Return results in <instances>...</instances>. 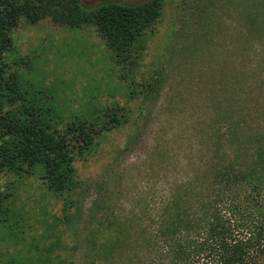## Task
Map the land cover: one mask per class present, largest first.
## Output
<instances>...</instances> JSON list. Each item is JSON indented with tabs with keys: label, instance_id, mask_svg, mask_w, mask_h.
<instances>
[{
	"label": "rangeland",
	"instance_id": "374dc122",
	"mask_svg": "<svg viewBox=\"0 0 264 264\" xmlns=\"http://www.w3.org/2000/svg\"><path fill=\"white\" fill-rule=\"evenodd\" d=\"M104 1L145 0H83ZM10 35L9 69L53 95L60 126L106 113L124 122L75 156L73 191L0 171V264H149L162 244L139 245L138 223L153 233L150 217L177 186L199 189L205 204L215 189L196 180L211 162L257 171L264 159V0H165L133 62L114 60L94 27L48 16L20 18Z\"/></svg>",
	"mask_w": 264,
	"mask_h": 264
},
{
	"label": "trees",
	"instance_id": "16d2710c",
	"mask_svg": "<svg viewBox=\"0 0 264 264\" xmlns=\"http://www.w3.org/2000/svg\"><path fill=\"white\" fill-rule=\"evenodd\" d=\"M164 2L88 5L83 0H0V171L36 175L55 194L73 191L77 186L75 156L91 150L103 132L124 122L116 113H106V118L76 115L60 126L63 116L53 95L32 88L4 59L17 21L35 22L48 16L71 28L92 26L114 60L133 62L143 56ZM211 169V175H205ZM205 171L196 183L215 189V196L205 204L199 189L188 191L179 185L156 217H150L156 220L153 233L144 236L138 223L139 245L147 247L154 239L156 247L162 244L158 258H151L149 264H189L193 256L201 255L214 264L264 261V159L257 171L220 169L213 162ZM238 189L244 191L243 196ZM96 253L102 251L98 248ZM138 264H143L139 257Z\"/></svg>",
	"mask_w": 264,
	"mask_h": 264
}]
</instances>
